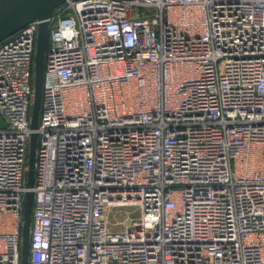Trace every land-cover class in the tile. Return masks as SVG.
Instances as JSON below:
<instances>
[{
  "label": "built area",
  "instance_id": "obj_1",
  "mask_svg": "<svg viewBox=\"0 0 264 264\" xmlns=\"http://www.w3.org/2000/svg\"><path fill=\"white\" fill-rule=\"evenodd\" d=\"M0 40V264H264V0H65ZM132 206L123 230L105 213Z\"/></svg>",
  "mask_w": 264,
  "mask_h": 264
},
{
  "label": "water",
  "instance_id": "obj_2",
  "mask_svg": "<svg viewBox=\"0 0 264 264\" xmlns=\"http://www.w3.org/2000/svg\"><path fill=\"white\" fill-rule=\"evenodd\" d=\"M65 0H0V40L17 31L33 20H41L37 28V36L33 63V101L30 110V127L35 130L38 126L40 100L44 71V58L48 37L46 19L53 9L63 4ZM6 123L0 117V128ZM37 145V134L33 131L29 138L27 155V172L24 194L21 228L20 264H28L29 228L31 221L34 184V159Z\"/></svg>",
  "mask_w": 264,
  "mask_h": 264
},
{
  "label": "rangeland",
  "instance_id": "obj_3",
  "mask_svg": "<svg viewBox=\"0 0 264 264\" xmlns=\"http://www.w3.org/2000/svg\"><path fill=\"white\" fill-rule=\"evenodd\" d=\"M5 216L0 215V217ZM139 216V211L132 206H113L105 213L107 226L112 231H120L129 224L128 218H136Z\"/></svg>",
  "mask_w": 264,
  "mask_h": 264
},
{
  "label": "trees",
  "instance_id": "obj_4",
  "mask_svg": "<svg viewBox=\"0 0 264 264\" xmlns=\"http://www.w3.org/2000/svg\"><path fill=\"white\" fill-rule=\"evenodd\" d=\"M47 43H48V38H47ZM47 43H46V47H47Z\"/></svg>",
  "mask_w": 264,
  "mask_h": 264
}]
</instances>
